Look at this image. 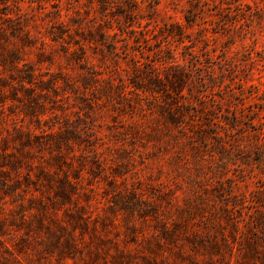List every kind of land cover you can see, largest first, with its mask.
<instances>
[{
  "label": "rangeland",
  "instance_id": "374dc122",
  "mask_svg": "<svg viewBox=\"0 0 264 264\" xmlns=\"http://www.w3.org/2000/svg\"><path fill=\"white\" fill-rule=\"evenodd\" d=\"M192 2L0 0V264H264V0Z\"/></svg>",
  "mask_w": 264,
  "mask_h": 264
},
{
  "label": "trees",
  "instance_id": "16d2710c",
  "mask_svg": "<svg viewBox=\"0 0 264 264\" xmlns=\"http://www.w3.org/2000/svg\"><path fill=\"white\" fill-rule=\"evenodd\" d=\"M200 2L201 0H193L192 6H196V10H200ZM170 35H180V39H182L180 41L184 39V36L179 31L177 33L170 31ZM187 70L184 64L177 61L175 62V60L172 59L170 66L164 71L163 75L155 76L153 80L149 82V84L155 87L153 91L159 93L161 96L160 98L162 101L160 102V108L163 111L167 110L169 119L173 121L178 114L173 111L175 109V100L169 95V92L177 94L183 90Z\"/></svg>",
  "mask_w": 264,
  "mask_h": 264
}]
</instances>
